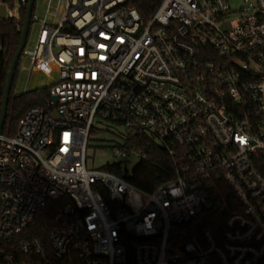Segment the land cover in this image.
<instances>
[{
  "label": "built area",
  "instance_id": "2783aa9c",
  "mask_svg": "<svg viewBox=\"0 0 264 264\" xmlns=\"http://www.w3.org/2000/svg\"><path fill=\"white\" fill-rule=\"evenodd\" d=\"M15 2L29 0H0L9 18ZM149 2L144 17L128 0H58L54 22L37 19L15 94L34 71L53 84L0 135V264H264V0ZM96 118L154 140L173 176L147 192L89 169ZM114 152L142 158L124 140ZM51 202L53 225L31 226ZM217 206L224 229L195 233Z\"/></svg>",
  "mask_w": 264,
  "mask_h": 264
},
{
  "label": "trees",
  "instance_id": "16d2710c",
  "mask_svg": "<svg viewBox=\"0 0 264 264\" xmlns=\"http://www.w3.org/2000/svg\"><path fill=\"white\" fill-rule=\"evenodd\" d=\"M128 1L137 7L144 17L148 16V14L152 13L154 8H156V4H149L150 0ZM28 5L29 4L20 9L17 18H9L7 21H2L0 26V115L9 66L20 45ZM145 5H149V7L145 8ZM16 74L17 72L15 73V76ZM15 76L11 90L14 85ZM49 98V87H44L42 90H30L22 95H16L14 90H12L9 97L8 112L4 123L3 134L8 136L15 134L18 126L17 123L25 114L26 110L34 106L46 107L45 103ZM93 132L95 133V131ZM122 138H124L128 147H132L141 153L142 158L140 163L130 174L122 171L121 163L107 165L104 169L123 176L135 186L147 192L153 191L155 187L173 176L175 172L173 159L165 149L159 147L150 137L143 134L132 135L129 133L122 135ZM223 187L225 194L223 193L219 198L218 204L227 202V204L231 206L233 205L232 203L235 202V197L229 187H226V185H223ZM59 207L60 205L57 202L49 203L44 209L40 210L35 222L31 226H41L42 228L49 229L53 225V219L57 211L60 209ZM225 217L226 215L220 211L219 206L214 210L204 211L193 219V222L197 225L194 232L201 233L203 230L210 229L217 234L224 229Z\"/></svg>",
  "mask_w": 264,
  "mask_h": 264
},
{
  "label": "rangeland",
  "instance_id": "374dc122",
  "mask_svg": "<svg viewBox=\"0 0 264 264\" xmlns=\"http://www.w3.org/2000/svg\"><path fill=\"white\" fill-rule=\"evenodd\" d=\"M49 0H35V6L33 9V19L28 32V42L25 46V50L33 51L37 46V36L40 31V21L46 16L47 10L49 9L50 15L47 20L54 22L53 13L56 11L58 0H54L50 5ZM243 0H230L232 7L237 8L241 5ZM59 7L63 11L65 9L64 1L59 2ZM15 7L10 10L14 13V16L19 15V7L15 2ZM61 13H59L60 17ZM31 67V56L28 54H22L18 67L16 69V76L12 90L15 93H23L25 91L26 83L29 80ZM53 81L45 73L35 72L33 73L28 89L30 90H42L44 87H50ZM94 127L97 128L95 134H91L90 143L87 150V166L89 169H102L107 165H113L114 163H121L123 170H126L129 174L132 173L133 169L140 163L141 158L138 155H130L128 158L117 155L114 150L120 144L123 143L124 138L122 135L125 134L126 130L123 125L116 122L102 120L99 118L95 119Z\"/></svg>",
  "mask_w": 264,
  "mask_h": 264
},
{
  "label": "water",
  "instance_id": "95a60500",
  "mask_svg": "<svg viewBox=\"0 0 264 264\" xmlns=\"http://www.w3.org/2000/svg\"><path fill=\"white\" fill-rule=\"evenodd\" d=\"M35 0H29V5H28V9L25 15V19H24V27L22 30V34H21V41H20V45L15 53L14 58L11 61V64L9 66V70H8V78L5 84V93H4V97H3V101H2V111H1V115H0V135L3 132V128H4V123L7 117V112H8V102H9V97H10V93H11V87H12V83H13V79L15 76V71L18 67V64L20 62V59L22 57V52L24 50V47L27 43L28 40V32H29V28L31 25V17H32V13H33V9L35 6ZM0 18L3 21H7L9 19V17L6 14V9L5 7H0ZM54 101H57L56 97H53ZM54 116L58 117L57 113H54Z\"/></svg>",
  "mask_w": 264,
  "mask_h": 264
}]
</instances>
